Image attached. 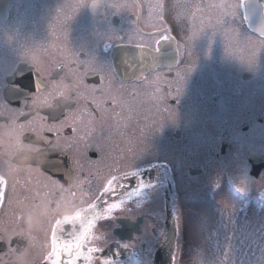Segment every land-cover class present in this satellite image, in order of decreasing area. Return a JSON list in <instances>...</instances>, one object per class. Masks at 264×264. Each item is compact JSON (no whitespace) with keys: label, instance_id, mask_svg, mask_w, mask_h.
<instances>
[{"label":"flooded vegetation","instance_id":"af4514ba","mask_svg":"<svg viewBox=\"0 0 264 264\" xmlns=\"http://www.w3.org/2000/svg\"><path fill=\"white\" fill-rule=\"evenodd\" d=\"M137 44L122 77L115 51ZM130 172L116 195L143 191L76 264H162L172 230L185 264L188 219L231 199L264 215V0H0V264H46L55 220L103 214Z\"/></svg>","mask_w":264,"mask_h":264},{"label":"snow or ice","instance_id":"6c2138e0","mask_svg":"<svg viewBox=\"0 0 264 264\" xmlns=\"http://www.w3.org/2000/svg\"><path fill=\"white\" fill-rule=\"evenodd\" d=\"M165 31L167 30L165 29ZM169 39L168 36L161 35L160 39L155 41V51L158 50L163 41ZM118 47L126 49L128 45H118ZM135 48L139 53L145 51L144 46L140 44L135 45ZM136 60L143 62L142 57L126 51L122 54L121 64L126 70H133L136 67ZM45 143L49 142L45 141ZM134 175L132 172L125 173L123 176H113L106 182L97 199L100 200L111 195L112 200L111 202L105 201L103 214L97 211V203L93 202L87 207L78 209L73 215H65L62 219L55 220V223L52 224L50 236L51 248L45 257L46 264H76V261L81 258L90 261L92 254L104 251L103 248L99 247H87V255H85V246L93 239L92 229L95 227L96 221L103 220L107 222L113 217L110 214L118 210L125 203L126 198L139 196L143 191L145 185L138 184L131 191L116 195L117 187H123L119 184V181ZM4 184L5 181L0 178V204H3L5 200ZM62 233L64 235H61ZM102 239L105 240V236ZM98 264H113V261L110 257L105 256L99 259Z\"/></svg>","mask_w":264,"mask_h":264},{"label":"rangeland","instance_id":"374dc122","mask_svg":"<svg viewBox=\"0 0 264 264\" xmlns=\"http://www.w3.org/2000/svg\"><path fill=\"white\" fill-rule=\"evenodd\" d=\"M237 203L232 199L229 203L221 202L220 206L213 210V216L203 222V226L201 217L187 220L192 231H195L193 239L197 248L194 250L193 260L186 264H223L224 260L231 259V251L238 247L242 252L255 245L261 249L264 241V215L259 218L254 211L247 216L240 215L236 210ZM200 212V216L204 213L206 219L210 217L207 208L201 209ZM212 240L213 244L210 245ZM225 247H228L226 253L223 252ZM250 252L252 258H262L254 250Z\"/></svg>","mask_w":264,"mask_h":264},{"label":"water","instance_id":"95a60500","mask_svg":"<svg viewBox=\"0 0 264 264\" xmlns=\"http://www.w3.org/2000/svg\"><path fill=\"white\" fill-rule=\"evenodd\" d=\"M130 52L132 53V49L130 47H127L126 49L124 48H119L116 50L114 54V62H115V68L118 72V74L122 77H129L131 76L130 70H126L122 64H121V58L122 54L124 52ZM135 55L144 57L146 56V53H139L138 51L135 52ZM135 70H138L135 68ZM173 247H174V230H172L171 235L169 236L167 242L164 243L163 248H162V264H172V253H173ZM166 257V259H165Z\"/></svg>","mask_w":264,"mask_h":264},{"label":"trees","instance_id":"16d2710c","mask_svg":"<svg viewBox=\"0 0 264 264\" xmlns=\"http://www.w3.org/2000/svg\"><path fill=\"white\" fill-rule=\"evenodd\" d=\"M253 250L255 251V253L257 252L259 255H261L262 258H252L250 256L251 253L250 251ZM223 252L224 253L228 252V247H225ZM231 254H232L231 259L224 260L223 264H259V263L264 264V241L262 242L261 249H258V245L257 246L255 245L252 248L250 247H248V249L246 248V252H242L241 249H239L238 247L233 251H231ZM179 264H184V263L181 262Z\"/></svg>","mask_w":264,"mask_h":264}]
</instances>
